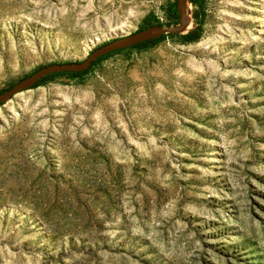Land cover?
Here are the masks:
<instances>
[{"label":"rangeland","instance_id":"rangeland-1","mask_svg":"<svg viewBox=\"0 0 264 264\" xmlns=\"http://www.w3.org/2000/svg\"><path fill=\"white\" fill-rule=\"evenodd\" d=\"M194 1L183 33L0 105V264H264V0ZM180 22L179 0H0V94Z\"/></svg>","mask_w":264,"mask_h":264},{"label":"water","instance_id":"water-1","mask_svg":"<svg viewBox=\"0 0 264 264\" xmlns=\"http://www.w3.org/2000/svg\"><path fill=\"white\" fill-rule=\"evenodd\" d=\"M190 0H179V12L181 22L175 28H152L134 35L126 36L124 38L110 41L98 48L88 57V59L81 63H64V64H51L39 70L32 76H29L19 82L10 91L0 94V105L10 102L13 98L22 92L31 89L38 85L43 79L54 74H80L86 73L91 70L94 63L102 57L111 52L121 49L136 47L141 44L157 40L167 34H181L189 26L187 8Z\"/></svg>","mask_w":264,"mask_h":264},{"label":"trees","instance_id":"trees-1","mask_svg":"<svg viewBox=\"0 0 264 264\" xmlns=\"http://www.w3.org/2000/svg\"><path fill=\"white\" fill-rule=\"evenodd\" d=\"M191 1H192V3H195L194 0H191ZM200 34H201V31H200V30H195L194 32H191V33L188 35L187 38H188L190 41H196V40H198V39L200 38ZM157 41H159V39L154 40V41H150V42H147V43H144V44H141V45L136 46V47H145V46H147L148 44H150V43H155V42H157ZM103 59H104V57L101 58V59H99L98 61H96V62L94 63V65L97 64V63H99V62L102 61ZM86 73H88V72H86ZM86 73H80V74L63 73V74H56V75H54V76H58V75H72L73 77H81V76H83V75L86 74ZM49 77H53V76H49ZM49 77H46L45 80H47Z\"/></svg>","mask_w":264,"mask_h":264},{"label":"bare ground","instance_id":"bare-ground-1","mask_svg":"<svg viewBox=\"0 0 264 264\" xmlns=\"http://www.w3.org/2000/svg\"><path fill=\"white\" fill-rule=\"evenodd\" d=\"M188 9V8H187Z\"/></svg>","mask_w":264,"mask_h":264}]
</instances>
